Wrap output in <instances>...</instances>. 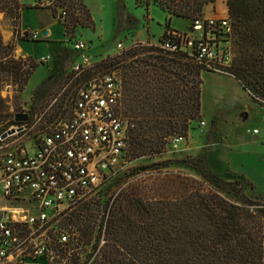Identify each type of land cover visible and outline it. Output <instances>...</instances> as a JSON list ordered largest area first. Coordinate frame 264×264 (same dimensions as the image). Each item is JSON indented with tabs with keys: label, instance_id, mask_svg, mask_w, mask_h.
Wrapping results in <instances>:
<instances>
[{
	"label": "trees",
	"instance_id": "1",
	"mask_svg": "<svg viewBox=\"0 0 264 264\" xmlns=\"http://www.w3.org/2000/svg\"><path fill=\"white\" fill-rule=\"evenodd\" d=\"M49 1L54 16L58 8L67 12L62 20L66 32L94 27L84 0ZM142 1L147 7L156 3L167 14L169 29L172 16L192 21L203 16L204 6L215 0ZM226 4L233 27V57L227 72L264 107V0H227ZM29 7L19 0H0V13L13 21L18 34L22 11ZM29 37L25 31L20 39ZM11 50L12 45L3 43L0 34V83L11 76L23 85L37 63L31 57L15 59ZM67 52L63 49L61 66ZM26 64L29 69L23 68ZM99 69L116 72L120 80L118 113L129 127L128 161L161 156L170 137L187 138L192 123L203 116L205 70L186 53L136 42L92 63L76 81L89 80ZM40 88L34 90L35 95ZM4 102L0 97V113ZM207 176L235 200L198 189L176 197L149 198L124 188L106 201L100 222L98 213L91 211L93 206L99 209V201L93 198L64 215L61 225L74 227L67 229L71 240L67 245L55 240L53 247L68 264H264V199L247 196L241 179L228 181L210 170ZM102 232L103 243L99 239ZM86 244L91 251L83 260Z\"/></svg>",
	"mask_w": 264,
	"mask_h": 264
},
{
	"label": "rangeland",
	"instance_id": "2",
	"mask_svg": "<svg viewBox=\"0 0 264 264\" xmlns=\"http://www.w3.org/2000/svg\"><path fill=\"white\" fill-rule=\"evenodd\" d=\"M86 1L95 17L96 29L94 30V27H78L74 31L66 32L64 43L60 47L57 44L54 45L52 50L46 48L43 42H38L41 38L40 34L31 35L28 39L21 40L20 36L24 33L18 34V27L14 25L13 21L3 12L0 13L1 38L3 43L12 45L13 57L15 59L31 57L37 63L31 70L25 84L21 85L23 81L20 84L16 78L11 76L0 83V97L5 101L4 111L0 113V121H4L7 126L18 131L13 138L14 143L29 146L38 139L43 131L51 129L57 123L71 116L73 98L88 80L76 81L79 75L77 73L69 77L73 65L61 66L59 53L61 47V49L67 48L72 51L70 42L76 38H84L90 43L91 51L89 50L88 53L92 63H96L108 55L117 53L119 43H122V47H128L139 42V39H135L134 35L145 32V26L150 18L153 19L150 21L153 28L151 33L158 37V41L161 38L159 33L167 27V14L156 3H150L149 8L142 0ZM25 2L34 3L33 0H25ZM47 2L50 3L49 0ZM61 9L58 8L57 15L54 16L60 22H62L59 19ZM189 20L172 16L170 25L185 30ZM59 27L62 36V28L60 25ZM47 52H51L53 55H50L46 61H39L40 55ZM79 61L80 57L77 62ZM23 68L29 69L27 64ZM107 72V69H99L90 79ZM202 73L204 74L202 76L201 103L206 113L203 111L201 119L205 121V124L200 125L199 121H194L189 130L188 138L191 133L197 135L190 141V146L193 147L194 152L184 154L181 144L175 148L168 144L166 151L169 154L165 158L158 159L159 156L157 155L152 158L127 160L117 171L108 175L96 188L92 189L85 198H93L99 201L98 211L94 206L91 208V211L98 213L99 222L106 201L124 188H133L142 196L149 198L176 197L184 192L198 189L217 191L227 199L235 200L232 195L210 183L207 176L209 169L206 166L204 155L211 151L215 142H231L232 148L237 150L240 145V135L245 133V129L251 128L252 130L253 127L264 129V108L252 100L248 92L229 73L209 71ZM38 86L41 88L39 94L35 95L34 90ZM63 97V103L60 107ZM216 111L217 114L213 116ZM243 111L247 112V117ZM16 114H26L28 118L25 121L13 122L16 121ZM214 123H218L221 134L214 129ZM19 129L21 130L19 131ZM224 131H227L228 134H222ZM236 150L229 154L228 151L220 148L219 157L222 160L232 159L236 157ZM234 179L243 181V178L234 175L225 180L233 181ZM243 187V191H245V182ZM252 189V187L248 189V195L244 193L252 198L264 199L263 194H255ZM2 203L3 201L0 200V204ZM78 204L75 206L78 207ZM75 206L61 210L60 212L65 211V214H58L55 217V226L49 231L51 237L54 236V228L61 231L74 229V227L65 228L62 226L60 219L71 212ZM54 234L57 236L56 233ZM99 239L101 243L104 242L103 232ZM90 246V244L84 245L81 252L83 260L91 251ZM64 262L63 260L58 263L64 264Z\"/></svg>",
	"mask_w": 264,
	"mask_h": 264
},
{
	"label": "built area",
	"instance_id": "3",
	"mask_svg": "<svg viewBox=\"0 0 264 264\" xmlns=\"http://www.w3.org/2000/svg\"><path fill=\"white\" fill-rule=\"evenodd\" d=\"M66 15L61 9L59 19ZM232 35L228 16H198L185 30L165 29L159 46L186 53L205 71L228 73ZM70 46L80 53V61L72 67L80 74L92 64L89 44L76 38ZM49 58L41 56L39 61ZM121 94L115 72L89 79L73 98L71 116L43 131L29 146L14 143L18 131L10 133L13 127L0 121V264H57L63 260L68 264L53 244L56 240L67 245L70 233L54 228L57 236L53 233L51 237L49 231L61 210L86 200L92 189L127 161L129 127L118 113ZM199 124L205 121L200 119ZM184 140L174 135L169 145L175 148Z\"/></svg>",
	"mask_w": 264,
	"mask_h": 264
},
{
	"label": "crops",
	"instance_id": "4",
	"mask_svg": "<svg viewBox=\"0 0 264 264\" xmlns=\"http://www.w3.org/2000/svg\"><path fill=\"white\" fill-rule=\"evenodd\" d=\"M20 1L22 4L32 6L22 11L21 21H20L21 32L24 33L26 31L30 33V36L40 34L41 38L38 42H43L45 47L50 48L51 50L53 46L56 44L57 46L60 47L64 43L63 41L65 40V33H66L65 27L62 22L58 21L54 17V14L52 13V9L48 7V2H47L48 0H45V2L44 0H33L34 3L32 4H28L29 2H25V0H20ZM226 1L227 0H215L212 3L206 4L203 9V16H207V17L208 16H215V17L228 16ZM84 2L91 13L93 22H95L94 21L95 17L91 12V8L89 7L86 0H84ZM150 21H153V19L151 18L149 19L147 25L145 26V32L134 35V38L139 39L138 41L143 42V43L149 42L152 44H159V41L157 39L158 37H155L153 33H151V30L153 28H152V24ZM189 24H190V21L187 27L189 26ZM59 25L62 28V36L59 31V28H60ZM170 26L173 28H177L173 25H170ZM95 29H96V26L94 23V30ZM148 29L150 30V32ZM165 29L166 27L162 29L161 33H159L160 36L163 34ZM137 35L139 37H136ZM84 40L88 42L89 50L91 51L89 41L86 39ZM119 44H122V43H119ZM61 48L59 49L60 58L63 56V49H65V48L63 49ZM71 50L72 51L68 50L67 52L65 61L63 63L64 67L71 66L75 62H77V60H79L80 53L76 50H73V49ZM28 55L32 56L30 54ZM45 55H53V54L51 52H47L46 54H41L40 56H45ZM203 74L204 73H202V76ZM249 97L252 99L250 94H249ZM203 111H204V107L202 106V113ZM243 113L247 117L248 115L247 112L243 111ZM216 114H217V111L214 112L213 116ZM214 129L219 134H221L219 132L218 123L217 124L214 123ZM254 129H258V128L253 127L252 130L251 128H247L245 129L246 131H244L245 133H242L240 135V139H239L240 145L237 150L232 148L231 142H219V143L215 142L217 144L214 143V146H212L211 151L208 152L206 155H204L205 161L207 164L206 166L211 172L215 173L216 175L224 179H226L227 177L231 175L243 178V181L245 182L244 192L247 195L249 194L248 189H251V187L253 188L252 190L255 194H258V195L264 194V129L263 128L258 129L257 133L253 132ZM226 133L228 134L227 131L222 132V134H226ZM196 137L197 135L195 133H191L189 135V138L188 137L185 138V140L180 143L182 145L181 149L184 151V154H192L194 152L193 147L190 146V141ZM224 139L226 141V138ZM220 148L221 150L228 151L229 154L233 153V151L236 150V157L231 156L234 158L228 159V160L227 159L222 160L219 157ZM168 154L169 152L166 151L164 154L159 156L158 159L165 158L166 156H168Z\"/></svg>",
	"mask_w": 264,
	"mask_h": 264
},
{
	"label": "water",
	"instance_id": "5",
	"mask_svg": "<svg viewBox=\"0 0 264 264\" xmlns=\"http://www.w3.org/2000/svg\"><path fill=\"white\" fill-rule=\"evenodd\" d=\"M28 116L26 114H16L15 115V120L16 121H25L27 120ZM15 131L14 128H12L9 132L13 133Z\"/></svg>",
	"mask_w": 264,
	"mask_h": 264
}]
</instances>
